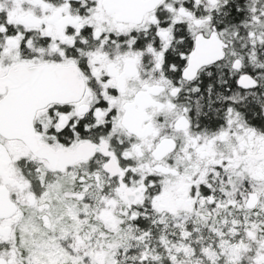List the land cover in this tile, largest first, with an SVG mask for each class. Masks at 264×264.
Returning <instances> with one entry per match:
<instances>
[{
    "label": "snow or ice",
    "instance_id": "snow-or-ice-1",
    "mask_svg": "<svg viewBox=\"0 0 264 264\" xmlns=\"http://www.w3.org/2000/svg\"><path fill=\"white\" fill-rule=\"evenodd\" d=\"M0 264H264V0H0Z\"/></svg>",
    "mask_w": 264,
    "mask_h": 264
}]
</instances>
